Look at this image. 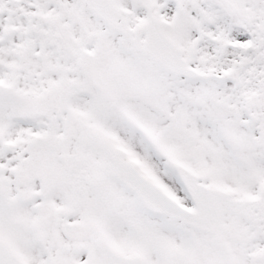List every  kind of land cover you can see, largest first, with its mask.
<instances>
[{
    "label": "snow or ice",
    "instance_id": "obj_1",
    "mask_svg": "<svg viewBox=\"0 0 264 264\" xmlns=\"http://www.w3.org/2000/svg\"><path fill=\"white\" fill-rule=\"evenodd\" d=\"M0 264H264V0H0Z\"/></svg>",
    "mask_w": 264,
    "mask_h": 264
}]
</instances>
